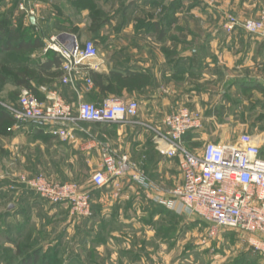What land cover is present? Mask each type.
<instances>
[{"label": "crops", "instance_id": "0c3cea01", "mask_svg": "<svg viewBox=\"0 0 264 264\" xmlns=\"http://www.w3.org/2000/svg\"><path fill=\"white\" fill-rule=\"evenodd\" d=\"M18 1L0 0V65L5 76L0 84L2 169L13 165L26 171H45L53 178H63V182L72 177L71 144L76 145L78 153L92 155L96 168H100L101 160L95 154L107 147L118 156L126 155L132 165L130 172L141 173L152 188L147 207L141 209L138 199L129 194L130 189L116 200L107 195V189L121 182V177L103 188H90L88 180L82 188L91 192L92 216L80 219L70 214L67 204L49 205L34 192L28 195L21 184L18 187L21 192L7 190L8 193L3 194L14 197L21 205L29 199L39 212L48 205L46 210H50L57 223L68 224V232L76 227L77 248L90 250L92 244L97 251L93 259L81 258L78 253L74 260L77 264H183L168 261L170 257L166 253L161 259L156 254L141 251L149 236L155 233L163 236L154 246L159 251L178 249L182 237L197 234V228L179 226L183 219L191 222L197 216L189 215L180 203L170 209L156 201V192L166 195L182 177L178 159H170L156 149L153 128L164 130V118L175 106L197 101V95L190 93L192 90H188L184 79L189 82L192 77H200L202 81L216 82L245 70L246 63L236 61L232 50L237 44L234 47L229 44L230 40L238 43L243 36L240 33L244 32L236 29L227 35L222 28V15L238 10L242 16L256 14L264 10V0H212L205 10L198 2L173 3L172 0H29V7L37 4L33 15L20 10ZM233 2L238 5H231ZM192 14L195 18H205L204 35H196L200 26L195 18L194 30L189 29ZM183 27L187 32L183 33ZM53 36L61 42L70 38L80 43L93 40L98 54L92 60L90 71L101 78L107 89L96 90V95L92 96L81 79L75 89L63 84L60 64L55 63L54 54L44 50ZM22 66L23 71L19 70ZM23 76L29 86L20 81ZM6 85L18 91V96L22 88L30 87L39 99H44L49 92H57L73 108L79 95L94 103L100 99L136 100L139 108L132 119L134 122H79L77 140L70 143L50 133L47 125L34 121L21 124L15 119L10 107L18 105V96L14 98L5 93ZM127 177L131 178L130 174ZM129 203L137 204L138 209ZM121 204L127 205L123 209ZM156 222L162 225L155 226ZM56 240V244L62 246V238Z\"/></svg>", "mask_w": 264, "mask_h": 264}, {"label": "built area", "instance_id": "2783aa9c", "mask_svg": "<svg viewBox=\"0 0 264 264\" xmlns=\"http://www.w3.org/2000/svg\"><path fill=\"white\" fill-rule=\"evenodd\" d=\"M29 0H19L18 6L26 15H33ZM224 30L230 34L237 28L252 37L264 39V11L256 17L238 19L229 15ZM45 51L52 50L60 58L61 82L76 88L79 79L89 89L93 82L88 71L98 50L93 40L78 42L70 38L61 42L53 36ZM136 100L105 99L102 103L87 101L79 95L76 108L67 103L57 92H49L39 99L30 89L22 88L18 105L10 107L18 121H34L47 125L50 133L66 139L71 130L83 122L123 124L134 122L137 115ZM203 116L185 106H175L164 118L165 129H155L153 141L156 149L170 159L177 158L182 180L166 195L157 194L160 205L173 209L180 203L189 215L216 228L236 230L244 235L256 251L264 255V135L242 133L230 143L208 141L200 148L189 149L185 136L198 131ZM132 165L126 155H116L111 149H102V163L91 176L92 184L103 187L110 180L130 174V177L146 189L152 184L138 171L130 172ZM39 195L51 204H67L75 217L92 216V195L72 181H52L38 173L33 177L20 175L10 185H19Z\"/></svg>", "mask_w": 264, "mask_h": 264}, {"label": "rangeland", "instance_id": "374dc122", "mask_svg": "<svg viewBox=\"0 0 264 264\" xmlns=\"http://www.w3.org/2000/svg\"><path fill=\"white\" fill-rule=\"evenodd\" d=\"M180 1L201 3L203 10H205L206 4L212 2V0ZM231 5L235 6L238 3L233 2ZM238 11L223 14V21L225 22L229 15L236 16L241 20L256 17L264 10H259L256 14L253 12L245 15L246 10L244 8L243 15L245 16L240 15V10ZM214 15L221 17V14L218 13H214ZM192 17L190 19L192 23L190 24L191 26L189 25V29L194 30V21L197 19L198 27H200L196 35H204L206 30V27H204L206 26L205 18H200L201 16L195 18V14ZM185 32L187 30L183 27V33ZM190 33L192 34V32ZM225 33L227 35L231 34H228L226 31ZM240 35L244 36L247 34L244 32L240 33ZM243 36L240 37L238 43L230 40L229 44H232V47L237 44L232 50L236 53V61L240 60V62L246 63L245 70L231 74L228 78H219L216 82L210 79L202 81L200 77H192L189 82L186 79L183 80V83L188 85V90H192L190 93L197 95V101L195 102L199 104L201 102L205 103L203 105H195V102L189 103L185 101L182 105H178L197 110L203 116V125L200 130L194 131L185 137V144L189 149L200 148L208 141L222 143L234 142L242 133L264 135V39L257 37L246 38ZM21 69L22 71L25 70L23 66L19 68V70ZM3 88V91H6L5 93L10 94L12 97L15 98V96H18V91L13 90L11 85H6ZM10 88L12 89L8 90ZM20 123L25 122L21 121ZM79 124L70 131L72 137H68L65 140H68L70 143L76 142ZM72 145L70 146V170L72 177L64 181H72L84 187L85 184H88L86 182L89 180L90 188L95 187L91 183L90 178L94 171L99 168H96L95 164H93L92 155L90 157L84 156L78 153L75 144V146ZM95 156L99 157L102 163L101 149H99L98 154H95ZM23 170L13 165L10 168L2 169L0 163V264H26L24 258L34 253H38L39 258L32 264H77L74 260H76L78 253L81 258H96L97 251L93 250L92 244H90V250L77 248L76 237L78 232L76 227H71L70 232H68L66 230L68 224L57 223V219L53 218V214L49 212L50 210H46L49 207L48 205L45 209L41 210L42 212H39L40 209H35L31 206L29 199H26L27 203L25 202L21 205L14 197L3 194L8 193L7 190L21 192V188H10V185L20 175L33 177L41 173L46 177L48 176L47 178L52 181L63 180V178H53L45 171ZM120 180L121 182H117L114 186H111L112 188L107 189V195H110V198L116 200L121 195H124L126 189H130L129 194L134 195L135 199H138L141 204V209L147 207L145 204H147L150 190L142 187L135 180L134 182L127 176L121 177ZM112 181L110 180L103 187L110 185ZM127 185L129 186L126 187ZM27 193L29 195L31 191L28 190ZM13 196L15 195L13 194ZM132 204H130L131 207L138 209L137 204ZM49 205L54 204L49 203ZM126 205L121 204V208L124 209ZM194 219L191 222H185L186 220L184 219L181 222L179 221V226L186 225L197 228V234L182 237L181 245L178 249H160L159 251L154 246H156L157 240L162 239L163 236L159 237L155 233L154 236H149L150 239L145 242L143 245L144 249L141 251L144 254H156L157 258H161L166 253L171 258L170 260L168 257V261H180L183 264H264V255L252 251V247L246 239L248 237L247 235L236 230L216 228L210 223L201 222L197 217ZM160 222H156L155 226ZM135 223L133 222V224ZM159 225H162V223ZM167 235L165 234V236ZM60 237L63 240L62 246L56 244V239H60ZM51 243L53 246H50ZM146 247H150V250Z\"/></svg>", "mask_w": 264, "mask_h": 264}, {"label": "trees", "instance_id": "16d2710c", "mask_svg": "<svg viewBox=\"0 0 264 264\" xmlns=\"http://www.w3.org/2000/svg\"><path fill=\"white\" fill-rule=\"evenodd\" d=\"M178 1H180V0H172V2L174 3V2H178ZM94 19V18H93ZM95 20H96V18H95ZM0 25H2V24H0ZM47 52H51L52 54H54L53 56H54V60H55V63L56 64H61V60H60V58H59V56L54 52V51H52V50H47ZM4 72H3V70H2V66L0 65V84L1 83H3L4 82V80H5V76H4V74H3ZM88 75H89V77L91 78V80H92V82H93V85L89 88V90H88V92L92 95V96H94V95H96V90L98 91V90H103V89H107V86H105L103 83H102V81H101V78L98 76V77H96L95 75H94V73L92 72V71H88ZM96 78H95V77ZM21 82H24V84L26 85V86H29L28 84H27V82H26V80L24 79V76L22 77V79L20 80ZM28 89H30L34 94L36 93V92H34L30 87H27ZM114 91V90H113ZM114 92H116V93H119L120 91H114ZM105 99H100V101H98V102H95V103H102L103 101H104ZM3 114H6V111L5 112H3ZM39 125H41V126H44L43 124H41V123H39ZM46 127V126H45ZM185 137H187V135L185 136ZM38 253H34L33 255H29L28 257H26V258H24V261L26 262V264H32L33 262H36L37 260H38Z\"/></svg>", "mask_w": 264, "mask_h": 264}, {"label": "water", "instance_id": "95a60500", "mask_svg": "<svg viewBox=\"0 0 264 264\" xmlns=\"http://www.w3.org/2000/svg\"><path fill=\"white\" fill-rule=\"evenodd\" d=\"M31 20H33V18H31ZM65 35V34H64ZM64 35H62V36H64Z\"/></svg>", "mask_w": 264, "mask_h": 264}]
</instances>
